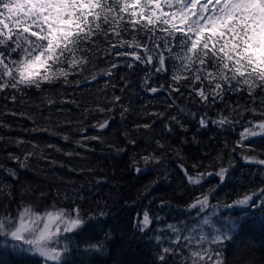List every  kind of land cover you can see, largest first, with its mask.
<instances>
[{
    "label": "snow or ice",
    "instance_id": "6c2138e0",
    "mask_svg": "<svg viewBox=\"0 0 264 264\" xmlns=\"http://www.w3.org/2000/svg\"><path fill=\"white\" fill-rule=\"evenodd\" d=\"M101 57L107 58L109 67L97 72L96 60ZM121 57L130 59L121 60ZM169 60L175 61L171 70ZM122 64L129 69L144 65L145 91L157 94L166 90L170 107L175 103L172 94L184 95L182 88H187L193 102L205 109L199 117L191 114L197 119L198 131L208 130L210 126L232 130L239 124L243 129L238 133L239 139L231 147L225 141V147L232 153L241 149L244 163L258 166L264 174V155L247 154L249 151L264 154V146L258 147L252 142V138H261V144H264V0H0V92L5 93V99L15 103L17 94L26 96V90L33 88L43 93L47 91L46 85L57 83L79 88L82 82L89 85L97 81L98 76L114 77ZM152 73H170L166 89L164 85L149 86ZM69 76L77 79L70 80ZM120 79L125 81L120 87L123 93L127 78L121 76ZM182 80L187 83L181 84ZM109 84L118 87L112 80L106 81L105 87ZM229 94H247L248 101L241 104L237 100L233 105L225 100ZM44 99L49 105L72 103L79 107L74 96L68 98L66 95L59 101L51 96ZM120 101L121 96L113 95L111 104L114 107ZM218 102L227 104L229 114L209 117L207 110ZM120 106L123 118L129 107ZM113 107L98 110L112 111ZM248 113H251V119L247 118ZM12 114L25 115L22 112ZM151 115L163 118L164 114ZM170 120L187 131L186 125L176 116H171ZM64 123L71 125L73 121L65 120ZM80 123L78 131L87 132V126ZM109 123L110 118L106 117L90 126L100 132L108 128ZM153 123H137L136 128L148 130ZM166 127L169 132L174 131L170 125ZM32 131L60 135L47 127ZM62 139L69 141L70 137L63 135ZM83 141H103V136H83L81 141H76L77 146L86 147ZM17 143L24 141L18 140ZM155 143L159 149L166 148L159 139ZM47 147L62 151L51 143ZM115 150L118 153L124 151L123 148ZM64 155L73 157L80 153L66 151ZM163 155L155 150L141 155L139 160L133 161L135 172L140 174L145 168L160 164ZM10 159L20 158L10 156ZM27 159L25 156L20 162L21 168L27 167ZM141 162L143 168L135 166ZM229 163L230 167L233 166L231 161ZM179 167L192 185H200L203 179L213 176L223 184L229 173V168L223 166L218 171H197L195 174L183 164ZM192 167L197 169L201 165L193 164ZM5 170L13 179H18L13 169ZM0 195L9 201L14 199L10 185L0 188ZM47 195L44 191L38 193L41 199ZM56 196L61 197V193L57 191ZM62 198L72 201L70 209L53 204L51 208L37 211L33 204L25 203L11 211L7 204L3 205L0 248L39 258L34 264H85L84 260L77 259L79 253L74 250L72 235L85 228L87 219L82 215L80 205L68 193L65 192ZM77 198L83 199V196L77 195ZM209 207L214 206L210 204L209 195L203 194L202 198L196 197L189 210L203 213ZM223 207L264 213V179L259 185H250L242 195L224 203ZM159 219L145 209L136 227L140 233H146ZM225 219L229 222L221 230L205 216L198 235L192 234L196 231L194 228L184 234L181 228L168 224L167 229L172 233L168 246H163L165 237H154L157 244H161L156 254L158 264H177L176 257H181L179 264H225V246L234 240L233 234L240 228L238 222L228 217ZM203 226L211 228L212 232L205 233ZM102 247V243L89 244L85 251L100 252ZM185 250L187 255H183Z\"/></svg>",
    "mask_w": 264,
    "mask_h": 264
},
{
    "label": "trees",
    "instance_id": "16d2710c",
    "mask_svg": "<svg viewBox=\"0 0 264 264\" xmlns=\"http://www.w3.org/2000/svg\"><path fill=\"white\" fill-rule=\"evenodd\" d=\"M106 59L101 57L96 60L97 72L109 67ZM173 63L175 61H168L170 70ZM121 76L127 78L123 93L120 87L125 81L120 79ZM145 76L144 65L129 69L122 64L114 77L98 76L97 81L89 85L82 82L79 88L57 83L46 85L47 91L43 93L34 88L28 89L26 96L19 97L17 94L15 103L5 99V93L0 92V125H4L0 127V188L10 185L14 194L12 201L0 195V212L5 204L15 211L19 204L25 203L33 204L37 211L51 208L53 204L70 209L72 201L62 198L66 192L80 205L81 213L87 219L85 228L72 235L74 250L79 253L77 259L84 260L85 264H158L156 254L161 244L154 239L157 229L168 224L187 223L193 213H198L196 209L189 210V205L196 197L208 194L214 207L207 210H217L223 217L240 224L233 234L234 240L225 246V264H264V213L223 207L224 203L242 195L250 185H259L264 179L258 166L244 163L241 149L232 153L225 147V141L230 147L235 145L242 127L237 124L228 130L210 126L208 130L198 131L197 119L191 114L199 117L205 109L193 102L188 89L182 88L184 95L173 93L175 103L170 107L166 90L157 94L145 91ZM79 78L82 80L83 76ZM69 79L77 77L69 76ZM170 79V73H152L149 86L164 85L166 89ZM108 80L118 87L113 88L110 84L105 87ZM180 83L187 82L182 80ZM66 95L68 98L74 96L79 107L72 103L49 105L44 99L51 96L59 101ZM113 95L121 96L120 104L114 107L111 104ZM225 100L233 105L237 100L244 104L248 97L247 94H229ZM120 105L129 107L123 118ZM100 107H113V110L101 112L98 110ZM207 111L209 117L218 118L220 113L228 115L230 109L227 104L218 102ZM21 112L25 115L12 114ZM151 113L164 115L158 118ZM171 116H176L186 125L187 131L171 121ZM106 117L110 118L108 128L97 132L90 126ZM247 118H252L251 113L247 114ZM65 120H72L73 123L68 125ZM145 121H154L152 128L137 130L136 124ZM80 122L87 126V132L78 131ZM166 125L174 131L169 132ZM37 127L53 128L60 135L32 131ZM94 134L103 136V141H83L86 147L77 146L76 141H81L83 136ZM63 135H68L69 141H64ZM158 139L166 144L165 149L157 148L155 141ZM18 140L24 143L18 144ZM252 142L258 147L264 146L261 138H252ZM49 143L62 151L48 148ZM116 148H123L124 151L118 153ZM153 150L164 153L161 163L137 174L133 161ZM66 151H75L80 155L68 157L64 155ZM247 154L264 155L251 151ZM10 156L20 159L13 160ZM25 156L28 157L27 167L21 168L20 162ZM218 156L220 159H216ZM181 164L193 174L197 171H218L220 166L228 167L229 173L223 184H219V178L213 176L203 179L200 185H192L184 177L179 167ZM193 164H200L201 167L193 169ZM135 166L144 167L142 162ZM8 168L17 173L18 179L8 175L5 170ZM40 191L48 195L41 199L38 197ZM57 191L61 197L56 196ZM77 195L83 196V199H78ZM145 209L160 219L154 221L146 233H140L136 224ZM101 212L104 214L101 215ZM96 243L103 245L100 252L85 251L89 244ZM38 259L0 248V264H34ZM174 259L179 264L180 257Z\"/></svg>",
    "mask_w": 264,
    "mask_h": 264
},
{
    "label": "rangeland",
    "instance_id": "374dc122",
    "mask_svg": "<svg viewBox=\"0 0 264 264\" xmlns=\"http://www.w3.org/2000/svg\"><path fill=\"white\" fill-rule=\"evenodd\" d=\"M223 210V209H222ZM213 212H215L216 214L213 215ZM205 216H208L211 218L213 224L216 225V227L221 228V230H223L224 226L229 222L228 220L225 219V217H223L222 215L219 214V212L217 210L212 211V210H205L203 213H193L192 215V219H190L187 223L185 222H179V223H173L174 225H176L177 227L181 228L183 230L184 234H187L188 231L190 229H196L195 232H193V235H198L200 230H201V226H202V220ZM163 231H160V230ZM203 231L205 233H211L212 229L207 227V226H203ZM157 235H160L162 237H165L164 241H163V245L164 246H168L170 239L172 237V233L171 231H169L167 229V225L164 226L163 228H158L156 231ZM183 255H187V250H185V252L183 253ZM181 258V257H180Z\"/></svg>",
    "mask_w": 264,
    "mask_h": 264
}]
</instances>
